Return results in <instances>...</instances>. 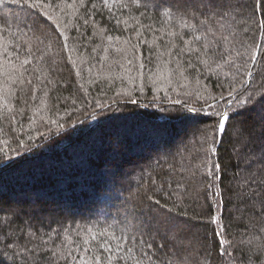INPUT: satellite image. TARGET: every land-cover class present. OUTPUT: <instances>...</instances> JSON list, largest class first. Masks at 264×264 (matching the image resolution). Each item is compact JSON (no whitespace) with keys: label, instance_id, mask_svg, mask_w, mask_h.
Listing matches in <instances>:
<instances>
[{"label":"trees","instance_id":"obj_1","mask_svg":"<svg viewBox=\"0 0 264 264\" xmlns=\"http://www.w3.org/2000/svg\"><path fill=\"white\" fill-rule=\"evenodd\" d=\"M31 3L0 4V153L36 145L0 175L17 213L0 212V264H79L84 247L87 264H264L261 0ZM101 104L128 117L106 125L130 136L119 159L80 154Z\"/></svg>","mask_w":264,"mask_h":264},{"label":"snow or ice","instance_id":"obj_2","mask_svg":"<svg viewBox=\"0 0 264 264\" xmlns=\"http://www.w3.org/2000/svg\"><path fill=\"white\" fill-rule=\"evenodd\" d=\"M6 0H0V4H4ZM13 2H17V0H13ZM27 3V0H25ZM105 5H107L108 0H104ZM262 7H264V0H261ZM42 5L39 3V0H32V3L30 4V7L37 8L41 7ZM47 15V13H45ZM255 59V57H253ZM27 63V61H25ZM131 63V61H129ZM135 103L136 101H132ZM258 103L259 101L255 97H249V101H246V103ZM177 104L180 103L179 100L176 101ZM108 108L111 110L110 106L106 105H99V112L91 115V119L96 120V123L94 125H90L84 128L92 127L93 132L96 134L93 137H90L89 141L84 145L81 155L84 154H91L96 151L97 145L100 146L101 149L106 150L110 155L109 158L112 160L119 159L123 156L124 150L126 148V145L130 139L129 134L126 131L121 130L120 126L117 124H114L111 131H107L106 125L109 121L112 122H124L128 120V117H122V116H105L104 110L105 108ZM184 112L192 113L193 115L190 116V119H197L201 112H203V109H200L197 111L195 108H185L183 110ZM97 116H100V119H97ZM229 121V115L227 113L217 114V123L215 125L213 136L216 134H222L225 130V126L227 122ZM51 123H57L56 121H51ZM79 123V121H77ZM64 128L63 124H58L56 131L60 132ZM78 129V128H77ZM74 129V130H77ZM48 132H52V129L49 128ZM32 137H29V141H31ZM48 139L47 133H41V139L39 141L40 145H43L45 141ZM214 142V140H213ZM36 147V145L32 143H24L21 142L20 147L14 150L16 157L18 158H8L5 160L4 154L0 153V175H2L4 172H8L10 169L16 168L18 165L24 163L28 158V153L32 152V150ZM219 165H213L212 168L208 169V172L210 175H215V172L213 171L214 168H218ZM8 211L11 212L13 215V220L17 213L13 210L12 207L8 209L0 208V212ZM13 221H10V223ZM89 233L92 232L91 229L87 230ZM100 236L103 238L99 244V248L101 251L107 253V259L109 261L112 260V252H113V246L110 243V239L114 240L117 239L114 233H100ZM97 239L96 235H91V240L95 241ZM122 239V238H120ZM89 240L85 239L84 244L88 245ZM120 244L116 245V250L119 251ZM85 255H80L78 257H75L74 259L79 262V264H87L88 258L91 256L90 250L88 247H84L80 250ZM95 261V264H101V255L97 254L93 258Z\"/></svg>","mask_w":264,"mask_h":264}]
</instances>
